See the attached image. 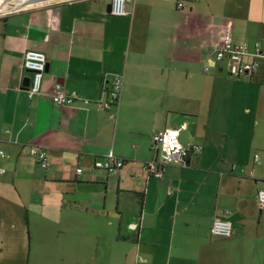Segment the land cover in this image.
Instances as JSON below:
<instances>
[{
  "label": "crops",
  "instance_id": "crops-1",
  "mask_svg": "<svg viewBox=\"0 0 264 264\" xmlns=\"http://www.w3.org/2000/svg\"><path fill=\"white\" fill-rule=\"evenodd\" d=\"M248 1L235 4L239 17L262 18L264 0ZM109 4L39 0L0 16V149L9 154L0 157V175L15 182L29 237L8 239L18 225L4 219L0 196V264H264V207L257 200L264 133L250 130L249 118L231 111L211 86L227 71L223 65L204 71L205 80L189 79L188 61L215 59L225 22L234 26L219 16L226 2L130 0L127 15L113 14ZM182 19L190 24L184 37L205 38L197 51L182 47ZM242 33L264 45L263 26L246 25ZM29 49L47 55L42 91L31 98L24 84ZM114 74H124L117 120L100 106ZM56 89L91 101L57 104L50 96ZM182 124L189 164L149 177L143 163L155 156L154 134ZM31 145L46 150L48 168L30 155ZM110 153L125 164L96 168ZM227 210L233 235L216 237L213 220ZM39 246L52 250L40 255Z\"/></svg>",
  "mask_w": 264,
  "mask_h": 264
},
{
  "label": "built area",
  "instance_id": "built-area-1",
  "mask_svg": "<svg viewBox=\"0 0 264 264\" xmlns=\"http://www.w3.org/2000/svg\"><path fill=\"white\" fill-rule=\"evenodd\" d=\"M64 1V0H56ZM130 0H111V12L115 15L129 14L128 2ZM39 0H0V16L20 10L24 7L36 6ZM179 7L184 6L183 1H179ZM225 62L230 74L237 77L256 76L260 69L264 72V45L260 41L250 43L246 40H237L233 33V22L228 20L221 35V41L215 50V59H211L204 64V71L209 72L217 63ZM47 67V55L44 51L29 49L25 53L24 68L30 72L31 79L28 86V95L33 97L41 93L44 80V73ZM225 67V66H224ZM124 88V74H114L111 81L108 82L107 97L100 101L102 111L110 118L117 120L121 102L122 91ZM53 102L60 105L73 104L80 100L83 103H89L91 99L82 97L77 90L56 89L51 93ZM185 127L182 124L179 127H166L154 134L151 148L155 156L143 163L149 177L162 179L166 174V167L169 164L187 166L189 164V153L181 141L180 133ZM201 146L195 149L201 150ZM29 153L43 167L48 168L50 161L46 150L40 145H31ZM0 157L7 158L9 154L0 149ZM257 164L261 163L259 153L254 155ZM125 160L113 153L106 154L96 159L95 167L105 170H115L125 164ZM236 168V165H233ZM78 168V171H81ZM6 172L5 167L0 166V174ZM257 200L261 207H264V183L257 193ZM227 210L222 215H216L212 224V233L216 237L228 238L233 235L234 222L229 216Z\"/></svg>",
  "mask_w": 264,
  "mask_h": 264
},
{
  "label": "rangeland",
  "instance_id": "rangeland-1",
  "mask_svg": "<svg viewBox=\"0 0 264 264\" xmlns=\"http://www.w3.org/2000/svg\"><path fill=\"white\" fill-rule=\"evenodd\" d=\"M220 1L221 6L223 7L224 2L225 9L221 10V19H227L232 18L234 20V26H233V33L235 37H239L240 41L245 40V37H242V32L244 31V28L247 26H263L264 27V16L262 18L258 17H251L246 22L241 19L240 17L243 14V11L236 8L235 4H237L238 0H216ZM256 0H253L255 2ZM252 0L248 1V4H251ZM203 3H200L199 6L203 7ZM248 9L250 7H247V9L244 10V14L250 12ZM216 10H219V7H216ZM239 10V11H238ZM206 12V11H205ZM205 12L202 10H199L197 12V15L201 16V19L205 17ZM240 16V17H239ZM227 22V21H226ZM225 22V23H226ZM190 24L185 23V21L182 19V47H187L193 51H197L201 46V43L204 41V37L197 36L194 38H187L184 37V32L187 30L186 28ZM203 38V39H202ZM238 40V39H237ZM248 40V39H247ZM207 42V39L205 40ZM262 41V40H261ZM209 42V40H208ZM204 43V42H203ZM211 44L205 45L203 47V50L210 49ZM203 62L200 61H188V65H192V74L189 79L191 80H205L206 79V73L203 70ZM219 65L225 66V69L227 71H224L222 73L223 77H219L216 80H213L214 83L213 88H217V94L221 97H225L229 103V106L232 108L231 111L235 112V114H239L241 116L249 118V126L250 130H256V134L259 136L260 134L264 133V77L261 76H242L237 77L235 75H232L228 72V69L226 67L225 62H219ZM262 69H260L257 73H262ZM3 181V182H2ZM0 196H1V203L3 207L4 219H7V223L16 222L18 225L17 230H9L7 231L8 239L9 240H15V234H21L22 238L28 243L29 237L28 232L24 229L23 225L24 222V210L25 206L22 203L17 187L15 185V182L13 179L8 178V175H0ZM1 209V208H0ZM1 211V210H0ZM56 234V232H54ZM17 237V236H16ZM8 245V244H7ZM26 247V250L28 253L29 251V244ZM35 245V246H34ZM33 245V254H35L36 251V244ZM9 248V247H6ZM53 248V247H52ZM55 248V247H54ZM47 251H46V250ZM8 250V249H7ZM13 246L9 248L10 254L13 253ZM52 249L45 248L44 246H39L37 248V253L40 255H49L50 251ZM34 256V255H33Z\"/></svg>",
  "mask_w": 264,
  "mask_h": 264
},
{
  "label": "water",
  "instance_id": "water-1",
  "mask_svg": "<svg viewBox=\"0 0 264 264\" xmlns=\"http://www.w3.org/2000/svg\"><path fill=\"white\" fill-rule=\"evenodd\" d=\"M109 7H111V4H109ZM30 78H31V77H30L29 75L26 76L25 81H24V84H25V85H29Z\"/></svg>",
  "mask_w": 264,
  "mask_h": 264
}]
</instances>
